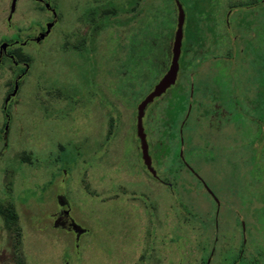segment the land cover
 I'll return each mask as SVG.
<instances>
[{
    "label": "rangeland",
    "instance_id": "1",
    "mask_svg": "<svg viewBox=\"0 0 264 264\" xmlns=\"http://www.w3.org/2000/svg\"><path fill=\"white\" fill-rule=\"evenodd\" d=\"M84 1L48 0L34 42L49 13L0 0V43L24 58L0 53V264H264V0H177L203 44L185 20L176 81L146 106L155 177L135 112L168 66L175 0H121L103 56L101 33L69 48ZM58 197L79 235L54 224Z\"/></svg>",
    "mask_w": 264,
    "mask_h": 264
},
{
    "label": "flooded vegetation",
    "instance_id": "2",
    "mask_svg": "<svg viewBox=\"0 0 264 264\" xmlns=\"http://www.w3.org/2000/svg\"><path fill=\"white\" fill-rule=\"evenodd\" d=\"M35 1H37V0H35ZM106 1H108V0H85L84 2H82V4L75 6V8H77L76 10L78 11V14L80 15L79 16L80 18L78 19L80 21L75 23V21L73 19L74 15L72 16V18L69 21V23H70V27L69 28H70V31H71L70 34H69V36H70V42H69V46L70 47L69 48H71L73 51L78 52V51H80V49H86L87 50L88 48H90V45L93 44L94 37L96 36V38H97L99 36V34L101 33L100 36H99V38H100L99 42L101 43V50H102L101 56H103V53H104L103 49H104V45H105L104 44V35H103V33H104V30H105L106 21L110 22L109 19H110V17H112V19H113L112 21H114V26L117 28L118 31H119V28H120L119 27L120 24H122V20H120V16L118 15L120 13V10H121V6L119 5L121 0H114L113 4L109 5V6L105 5ZM262 1L263 0H248L245 3V7H244V8H246V12H248L252 7H254L253 5H258V6L260 5L259 8H261L262 7L261 6L262 5V3H261ZM37 2H39V4H41V7L46 12L49 13L50 20L46 21L44 23L43 29H41L39 32H37V35H35L33 37L34 42L41 41L42 39H44L48 35L50 29L55 24V20H56L55 18L57 16L55 11H54V9L48 3V0H39ZM45 3H48V7H45ZM74 4L70 5L72 7V9L74 8ZM229 6H230V4H229ZM258 6H257V8H258ZM107 7H111L113 10L110 11V10H108ZM183 12H184V10H183ZM73 14H74V11H73ZM250 14L252 15L253 13H250ZM116 15H118V16L116 17ZM189 17L191 19V16H186L185 13H184L183 22H185V20L187 18H189ZM224 17H225V25H224V27H225L226 33H228V30L230 28V23H229V20H228L227 13H226V15ZM49 22H51L52 24H51V26L49 28L48 33L45 34L42 38H40L38 41H35V37L38 36L40 33L44 32V30L46 28L45 26ZM190 22L191 23H196V22H194L193 19H191ZM244 22H246V24H247L248 22H250V19H246V21L244 20ZM186 23H187V20H186ZM75 24H77V25H75ZM74 28H76V29H74ZM198 28H200V27L198 26ZM197 31H198V33H200L199 29ZM200 36H201V34H200ZM28 39H30V37ZM25 42L26 41H22L21 44H25ZM99 42H97L98 45L100 44ZM12 43L13 44L16 43V40H13V42L6 43L5 49L2 50V53L6 57L10 58L11 60H13L12 59V53H9L6 50V48ZM185 43H187V45L188 44H195V43H193L192 41H189V40H185L184 44ZM202 44L203 43L200 42V43L195 44V45L201 46ZM181 48H183L182 45H180V53H181ZM180 53H179V55H180ZM180 67H181L180 61H178V68H177V72H176V77H175L174 83H175L176 78L178 76V71H179ZM21 72H23V70ZM173 84H171L166 89H169L171 86H173ZM166 89H165V91H166ZM191 89H192V87H191ZM146 106L144 108L142 118L144 117ZM90 113L91 114L94 113L92 108H90L89 114ZM135 117H136V112H135ZM88 118H89V115H88ZM102 118H103V113L102 112L97 113L96 114V120L97 121L95 123H93V127L88 126V131L90 130V128H92V129L96 128L97 129V127L101 124L99 122L102 120ZM142 118H141V124H142L143 133H144V140L146 142L147 153H148V155L150 157V162H151V156L149 154L150 142H149V139H148L147 130H146V128H145V126H144V124L142 122ZM135 125H136V118H135V123H134V135H135V139H136V142H137V145H138L139 156H140V159H141V153H140V148H139V139H138V137L136 135ZM89 132L85 135V137H84L85 140H89L88 138L90 137V134H91V132L90 133ZM141 161H142V159H141ZM151 176L155 177V175H151ZM58 205H59V209H58V211L56 213V217L54 219V224H59L60 226H63L65 228H70L72 231H74V229H73V224H74L73 220L71 218L67 217V211L65 210L66 202L63 200L62 197H58ZM79 234H76V232H75V235H79Z\"/></svg>",
    "mask_w": 264,
    "mask_h": 264
},
{
    "label": "water",
    "instance_id": "3",
    "mask_svg": "<svg viewBox=\"0 0 264 264\" xmlns=\"http://www.w3.org/2000/svg\"><path fill=\"white\" fill-rule=\"evenodd\" d=\"M15 1L16 0H10L9 4V14H11L14 10L15 7ZM39 1V0H37ZM175 5H176V26L175 30L173 32V37L170 45V58H169V63L164 71V73L161 75V77L153 84L151 90L146 93L143 98L139 101V103L136 105V135L139 139V148H140V153H141V159L142 162L146 168V170L151 174L155 175L154 169L151 166L150 162V157L147 153V146L146 142L144 140V133L142 129V124H141V118L143 115V111L145 106L150 103L153 98L159 96L161 93L165 91L166 88H168L171 84L174 83L175 77H176V72L178 68V58H179V53H180V45H181V38H182V25H183V19H184V12L177 0H175ZM45 7H48V3H45ZM51 22L46 24V28L43 33H40L38 36L35 37V41H38L40 38H42L45 34L48 33L49 28L51 26ZM6 47V42H1L0 43V53L2 50H4ZM16 90V83H14V87L10 93V95H13ZM9 96L6 97V100L8 99ZM209 192V190L207 189ZM73 229L76 232V234L81 232V228L76 225L75 223L73 224Z\"/></svg>",
    "mask_w": 264,
    "mask_h": 264
},
{
    "label": "trees",
    "instance_id": "4",
    "mask_svg": "<svg viewBox=\"0 0 264 264\" xmlns=\"http://www.w3.org/2000/svg\"><path fill=\"white\" fill-rule=\"evenodd\" d=\"M240 4H242V3H240ZM230 6H236V5H234V4H230ZM237 10H239V9H237ZM239 11H240V10H239ZM240 12H241V11H240ZM186 20H187V23H186V33H187V36L190 37V38H191L196 44L200 43L199 39L201 38V36L198 34V31H197V30L199 29L197 23H191V22H190V21H191L190 17L187 18ZM192 29H193L194 31H192ZM195 33H197V36H196V37H193V35H194ZM188 39H189V38H188ZM190 41H191V40H190ZM8 52H9V53H12V55H13L14 57H16V60H24V58H21L17 52H14V51H12V50H9ZM14 215H15V214H14V211H13L12 209H9V210H7V211L5 212V218H6L7 220H11L12 217H13Z\"/></svg>",
    "mask_w": 264,
    "mask_h": 264
}]
</instances>
